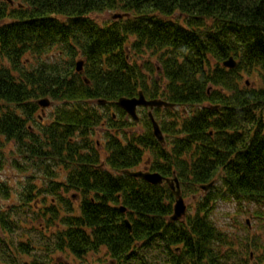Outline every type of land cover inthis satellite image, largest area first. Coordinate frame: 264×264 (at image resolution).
I'll use <instances>...</instances> for the list:
<instances>
[{
	"label": "trees",
	"instance_id": "1",
	"mask_svg": "<svg viewBox=\"0 0 264 264\" xmlns=\"http://www.w3.org/2000/svg\"><path fill=\"white\" fill-rule=\"evenodd\" d=\"M12 1L0 0V101L13 107L0 114V136L20 155L42 158L37 165L51 161L47 177L63 175L38 190L45 249L81 258L103 247L117 264H148L139 250L154 247L166 252L156 264H236L232 238L210 220V202H264V0ZM105 11L127 16L104 24L91 17ZM229 57L233 68L223 65ZM252 72L261 83L241 85ZM139 91L174 104L151 110L155 120L164 111L167 124L157 122L164 143L149 109L138 108L134 121L116 105ZM42 98L60 104L51 122L37 125ZM103 123L102 145L92 135ZM138 123L141 131L131 129ZM147 152V168L176 177L182 197L213 182L194 213L169 221L168 184L125 172L139 169ZM4 163L0 141V169ZM30 242L19 241L16 252L29 256Z\"/></svg>",
	"mask_w": 264,
	"mask_h": 264
},
{
	"label": "rangeland",
	"instance_id": "2",
	"mask_svg": "<svg viewBox=\"0 0 264 264\" xmlns=\"http://www.w3.org/2000/svg\"><path fill=\"white\" fill-rule=\"evenodd\" d=\"M19 1L14 0V3L16 4ZM113 13L114 11L95 12L91 13V17L99 24H104L107 20L111 19ZM247 81L251 86L261 83L258 73L255 72L251 74L243 73L240 84L245 85ZM91 103H94L99 111H104V107L95 103L94 100ZM59 104L60 101H52L48 107L38 109L35 113L37 122H34V124L37 123L38 125L42 123L44 125L51 122L54 117L53 113ZM11 108L13 107L0 101V114L6 109ZM110 110L112 112L116 111L112 107H110ZM175 110L186 116L192 113V109L189 107L178 108L177 106ZM114 118H116V115H114ZM155 118L160 126L167 124V122H162L165 119L162 108L158 110ZM103 124L96 128L92 135V138L94 140L99 139L102 145L105 142L104 130L109 128L107 123ZM37 125H33V130L38 131ZM130 127L138 131H141L143 128L141 123L131 125ZM124 129L127 130L128 127ZM128 131L131 130L129 129ZM164 135L166 136L165 133ZM0 141L2 142L5 162L4 167L0 169V185L3 187L0 190V211H2L0 212V217H2L1 214L3 213V217L7 221H10L9 231L5 230L0 223V264H31L34 258L38 259L39 264H117L116 260L112 259L103 247L94 252L87 253L81 258L75 257L66 251H51V248L45 249L44 244L47 239L38 230V228L43 230L41 226H44V222H41L42 224L39 225L41 220L37 218L36 205L40 206L41 203L37 199L41 198L40 193H38L39 188H42L49 179H52L46 176V170L53 169L55 166L49 160H43L44 162L42 164L37 165L36 163H39V159L42 158L34 159L28 156L29 154L27 153L20 155L17 144L14 141L6 140L4 136H0ZM99 147L101 148V156H103L104 151L102 146ZM148 155L149 153L147 152L144 156L145 161L140 165L139 169H148ZM53 179L60 181L63 179V175L60 174L57 178L54 177ZM31 183L35 185V188L32 190L29 189V186L32 185ZM4 187L8 190L7 192H5L6 189ZM29 194L31 196H28ZM205 195L206 192L199 189L189 196H183L186 204V213H194L197 203ZM74 198L77 199V197ZM210 204L212 206L209 215L210 220L233 240L234 263L238 264V260L242 256L247 257L248 252L246 250L248 249L253 250L257 255L259 254L258 248L254 249V247L247 246L245 249L241 245L244 239L258 238L256 241H258L261 250L263 249L264 251V204L244 201L239 203L232 199H221L219 197L217 200L210 202ZM246 220H248V223ZM248 226H251L250 231L248 230ZM45 233H48V231ZM28 239L34 245V250H31L29 256L27 254L17 253L16 250L19 241H27ZM139 251H142L143 255L148 258V264H156L157 259H160V261L163 260L166 254V252L158 251L154 247H149L144 250L140 249ZM263 251L259 255L260 257H264Z\"/></svg>",
	"mask_w": 264,
	"mask_h": 264
},
{
	"label": "water",
	"instance_id": "3",
	"mask_svg": "<svg viewBox=\"0 0 264 264\" xmlns=\"http://www.w3.org/2000/svg\"><path fill=\"white\" fill-rule=\"evenodd\" d=\"M8 1H11V0H8ZM122 16H127V14H121L118 12H114L111 15V19H117ZM223 65L228 68H233L236 66V61L234 60L233 57H229L228 59L223 61ZM82 68H83V60L80 59L76 62V70L81 71ZM97 102L105 103V100L98 99ZM38 103L41 107H47L50 105L51 102L48 98H42L38 100ZM116 105L119 106L121 109H123V111H125L133 120L138 119V115L136 111L138 106L149 107L150 109L154 107H173L174 106L173 103L167 102L163 99H158V98L146 99L142 91H139L138 95L134 97H124V96L119 97L116 101ZM148 117L151 121L154 136L159 142L163 143L164 136L162 134V131L159 128L158 123L154 119L151 113V110H149L148 112ZM125 172L133 177L141 178L151 184H161L163 180L166 181L175 198L174 203H173L172 214L168 218L169 221H176L185 216L186 204L181 195L179 182L176 177H174L173 179H169V178L163 177L158 172H150V171H143V170H136V171L125 170ZM212 184L213 182H210L208 184L201 185L200 188L203 190H207L212 186ZM122 210L125 211V208L123 207ZM125 224L130 229V222L128 219H125Z\"/></svg>",
	"mask_w": 264,
	"mask_h": 264
},
{
	"label": "flooded vegetation",
	"instance_id": "4",
	"mask_svg": "<svg viewBox=\"0 0 264 264\" xmlns=\"http://www.w3.org/2000/svg\"><path fill=\"white\" fill-rule=\"evenodd\" d=\"M140 108V107H139ZM244 202H248V201H244ZM251 203H256L254 201H251ZM256 204H264V202L262 203V201L260 203H256ZM246 222L248 223V220H246ZM251 229V226H248V230ZM250 231V230H249ZM258 238L256 239H244V247L245 249L247 248V246L249 247H254V249L258 248V252L259 254L257 255L256 253H254L253 250H246V252H248V256H242L238 262L239 264H264V257H260L259 255L262 254L263 249L261 250V247L258 245V241H256ZM264 252V251H263Z\"/></svg>",
	"mask_w": 264,
	"mask_h": 264
}]
</instances>
